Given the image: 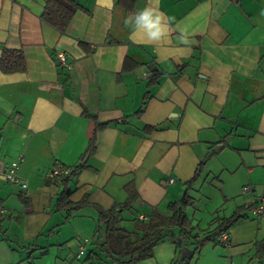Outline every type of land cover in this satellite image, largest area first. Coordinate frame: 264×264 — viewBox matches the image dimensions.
Returning <instances> with one entry per match:
<instances>
[{"label":"crops","instance_id":"crops-1","mask_svg":"<svg viewBox=\"0 0 264 264\" xmlns=\"http://www.w3.org/2000/svg\"><path fill=\"white\" fill-rule=\"evenodd\" d=\"M76 2L81 9L60 35L40 19L43 0H0V55L2 48L21 50L25 61L23 72L0 71V173L21 159L19 176L27 184L18 190L0 178L6 210L0 264H107L93 236L96 212L85 208L66 218L54 209L60 189L45 182L55 164H77L96 123L105 122L88 169L70 184L73 202L87 195L107 210L126 200L131 182L137 198L121 223L131 231L135 216L167 213L181 201L200 165L187 193L192 204L200 211L209 198L204 188L220 200L195 232L211 229L216 216L243 211L228 229L227 247L207 242L193 255L172 230L151 259L137 264L177 257L189 264H264L255 255L264 248V220L245 208L264 186V0H134L131 11L116 0L111 8ZM149 5L171 20L173 30L160 43L124 23ZM58 52L70 70L57 67ZM243 186L253 191L243 194Z\"/></svg>","mask_w":264,"mask_h":264},{"label":"trees","instance_id":"trees-1","mask_svg":"<svg viewBox=\"0 0 264 264\" xmlns=\"http://www.w3.org/2000/svg\"><path fill=\"white\" fill-rule=\"evenodd\" d=\"M116 4L126 11H131L134 0H116ZM79 9H81V6L76 0H43V11L40 19L60 35H63L74 14ZM57 67L63 69L59 64H57ZM24 69L25 61L21 50L2 48L0 55V71L2 73L23 72ZM144 105L143 102L137 114L143 112ZM108 125L109 122L96 123L92 136L88 141V146L80 156L78 163L73 166L62 165L68 169V172L61 176L59 181H52L45 177L47 184L55 185L60 189L54 204L55 211L68 213L66 218L69 217L70 213L85 208H91L96 212L97 221L93 236L96 237L95 245L98 246L100 253L104 255L107 264H137L151 259L154 248L159 243L167 240L172 230L177 231L175 238H178L183 245L185 242L190 243L193 247L192 253L196 255L205 243H215V238L220 232L228 233V229L243 217V211H237L229 217L216 216L210 221L211 229H204L200 233L195 232V228L186 214L187 208L193 205L187 193L197 181L200 165L194 176L184 184L186 187L184 200L169 204L167 213L153 210L143 219H138L135 216L132 220L133 229L131 231H127L121 225L122 214L132 211L137 198L136 190L131 182L124 187L127 193L126 200L121 204L113 205L107 210L89 202L87 195L81 200L73 202L71 196L75 189L70 188V184L80 171L88 169L85 166V161L95 152L97 133L104 130ZM151 129L153 128H145L144 130L149 131ZM58 165L55 164L54 167ZM179 249H182V247ZM258 249L260 250L255 251V255L260 258L264 257V251H262L264 248L259 247ZM185 260H179L177 257L170 264H189L188 262L185 263ZM190 260L191 257L187 258V261Z\"/></svg>","mask_w":264,"mask_h":264},{"label":"built area","instance_id":"built-area-1","mask_svg":"<svg viewBox=\"0 0 264 264\" xmlns=\"http://www.w3.org/2000/svg\"><path fill=\"white\" fill-rule=\"evenodd\" d=\"M57 64H59L63 69L70 70L71 63L67 61L65 55L62 52H58L55 56ZM145 75V74H144ZM21 159L12 161L5 170L0 173V178L8 184L11 188L18 190H25L27 188L26 181L19 176V170L21 165ZM68 169L61 165L53 167L47 174L46 177L52 181H59V178L66 174ZM168 183H173L172 179L168 180ZM243 194H250L253 189L250 186L242 187ZM250 213L252 218L256 220H264V186L260 188V193L254 197L245 207ZM6 214V210L0 206V217ZM140 219H143L142 217ZM215 242L221 246L227 247L229 245V235L227 232H220L216 238ZM89 244V240L85 239L80 243L79 254H83L85 245Z\"/></svg>","mask_w":264,"mask_h":264},{"label":"clouds","instance_id":"clouds-1","mask_svg":"<svg viewBox=\"0 0 264 264\" xmlns=\"http://www.w3.org/2000/svg\"><path fill=\"white\" fill-rule=\"evenodd\" d=\"M103 2L107 7H113V0H98V3ZM125 25H131L134 33L139 32L146 36L147 41L151 43H160L165 40L173 30L171 27L170 18H166L165 14L152 6H146L142 10L136 11L128 16ZM179 26H177L178 28ZM182 43L187 44V34L184 29H179Z\"/></svg>","mask_w":264,"mask_h":264},{"label":"rangeland","instance_id":"rangeland-1","mask_svg":"<svg viewBox=\"0 0 264 264\" xmlns=\"http://www.w3.org/2000/svg\"><path fill=\"white\" fill-rule=\"evenodd\" d=\"M204 188V187H203ZM203 193H207V196L209 197L208 199H203L202 204L199 205V210L197 211V207L195 206V204L193 205L194 209H187V213L189 217H193V212L195 214L194 216V220H193V226H196V224L199 223V227L200 228H204L207 224V222L210 220L209 216L211 211H213L215 209V207L218 206L219 204V193H217V191H215L214 189H202ZM182 196V195H181ZM196 231H198V229H195ZM174 234L177 235V231L173 230ZM173 234V233H172ZM217 247L222 248V246L217 245Z\"/></svg>","mask_w":264,"mask_h":264},{"label":"water","instance_id":"water-1","mask_svg":"<svg viewBox=\"0 0 264 264\" xmlns=\"http://www.w3.org/2000/svg\"><path fill=\"white\" fill-rule=\"evenodd\" d=\"M153 75H154V74H150V76H153ZM225 142H226V141H225ZM222 148H223V146H218V147H216V148L213 150V152L210 153V154L207 156V158L211 157L212 154H217L219 151L222 150ZM185 195H186V190L183 191L182 196H181V200H184V199H185ZM183 249H184V246L182 247L181 250H183ZM183 259H184V258H182L181 260L183 261Z\"/></svg>","mask_w":264,"mask_h":264}]
</instances>
